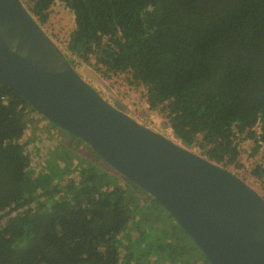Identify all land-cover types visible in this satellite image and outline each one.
Here are the masks:
<instances>
[{
	"label": "trees",
	"instance_id": "trees-1",
	"mask_svg": "<svg viewBox=\"0 0 264 264\" xmlns=\"http://www.w3.org/2000/svg\"><path fill=\"white\" fill-rule=\"evenodd\" d=\"M21 1L42 28L64 4L75 22L63 47L73 67L85 63L142 89L181 146L236 171L242 142H252V156L260 152L264 0ZM35 113L0 81V264H211L152 196L124 177L126 185L111 184V167L97 154L68 185L70 197L37 203L38 190L41 197L57 192L47 175L29 170L22 139ZM51 166L62 170L57 159ZM250 174L264 198V155Z\"/></svg>",
	"mask_w": 264,
	"mask_h": 264
},
{
	"label": "water",
	"instance_id": "water-1",
	"mask_svg": "<svg viewBox=\"0 0 264 264\" xmlns=\"http://www.w3.org/2000/svg\"><path fill=\"white\" fill-rule=\"evenodd\" d=\"M0 81L152 196L211 264H264L259 192L105 100L21 0H0Z\"/></svg>",
	"mask_w": 264,
	"mask_h": 264
},
{
	"label": "rangeland",
	"instance_id": "rangeland-1",
	"mask_svg": "<svg viewBox=\"0 0 264 264\" xmlns=\"http://www.w3.org/2000/svg\"><path fill=\"white\" fill-rule=\"evenodd\" d=\"M52 10L51 17L43 29L59 48L64 51L63 47L68 43L70 34L75 27L74 16L62 3H57ZM76 68V71L113 106L131 115L143 125L150 127L179 144V141L171 135L172 133H169L171 130L167 127L168 124L163 116L158 112L148 109L142 89L130 88L122 77L105 79L96 71L94 66L85 63H77ZM96 81L102 84L104 88H100ZM32 116L33 120L28 125L27 135L22 139V142L29 144L27 145V151L30 154V172L35 177L47 175L50 180V192H57L54 196L47 195L43 197L40 196L39 190L36 192L38 196L37 203H44L48 206L55 199L70 197L71 192L68 191L67 187L72 179L76 177L80 166L87 167L92 162L94 163L98 157L87 144L82 141H75L71 135L62 131V129L54 128L48 120H45L39 114L35 113ZM240 146V161L243 168L238 169V171L231 168L230 170L261 194L250 172L257 163L261 162L264 155V145L255 156H252V142H242ZM66 148L69 149L68 158L58 156ZM191 151L199 154L197 149H192ZM55 159L59 161L61 171L51 166V161ZM107 168L111 173L110 176H112L110 180L111 184L120 183L122 186L126 185L127 182L123 176L112 168ZM37 203L32 205L31 208L35 207ZM147 230L150 232L148 239H154L156 232L154 230L152 232V228L149 229V227ZM128 232L132 234V240L139 237L134 224L130 225ZM124 237L120 236V239Z\"/></svg>",
	"mask_w": 264,
	"mask_h": 264
}]
</instances>
